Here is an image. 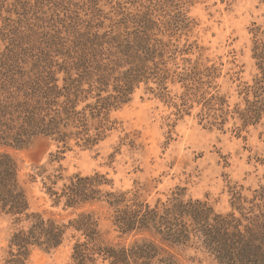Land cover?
Listing matches in <instances>:
<instances>
[{"label": "rangeland", "instance_id": "rangeland-1", "mask_svg": "<svg viewBox=\"0 0 264 264\" xmlns=\"http://www.w3.org/2000/svg\"><path fill=\"white\" fill-rule=\"evenodd\" d=\"M143 24L152 53L145 57V71L130 100L104 115L108 118L104 140L93 148L71 140L67 150L44 136L24 145H0V152L18 164L31 212L62 223L91 213L98 221L101 242L108 245H130L147 237L122 236L105 203L65 209L54 205L48 189L60 191L74 174L99 172L110 180L105 191H130L129 197L137 194L154 205L166 201L176 188H185L187 198L207 200L218 212L227 213L233 209V191L252 200L264 187V117L244 126L233 113L253 100L258 82L264 90V72L253 58V31L264 26V0H0V79L51 75L62 83L71 76L88 79L84 84L88 88L89 79L95 81L101 72L81 78L84 69L72 67L80 56L85 71L90 68V46L81 41L88 49L85 53L73 44L83 38L86 27L99 35L125 38ZM110 45H105L101 64L109 63L114 51ZM72 47L77 54L71 53ZM129 68H117L110 75L104 97L116 95L121 83L115 80ZM212 96L220 98L213 101L214 108L223 103L231 111L224 124L205 109V98ZM95 100L90 98L79 108ZM90 124L94 132L98 120ZM59 175L62 179H57ZM13 231L12 219L0 215V264L8 259ZM75 240L69 237L50 252L33 248L27 263L72 264ZM171 251L179 264H219L195 248Z\"/></svg>", "mask_w": 264, "mask_h": 264}, {"label": "trees", "instance_id": "trees-1", "mask_svg": "<svg viewBox=\"0 0 264 264\" xmlns=\"http://www.w3.org/2000/svg\"><path fill=\"white\" fill-rule=\"evenodd\" d=\"M48 2L59 3V0ZM144 24L136 26L129 33L131 36L127 34L125 38L99 35L86 27L84 34H80L83 38L79 37L73 44L76 48L82 47L85 53L88 49L81 41L90 46V68L85 71V61L80 56L72 67L84 69L79 73L81 78L88 73L92 76L94 71L101 72L96 73L95 81L89 79L88 88H84L88 79L71 76L62 79V83L51 75L50 79H0V145H24L44 136L67 150L71 140L85 148H93L104 140L108 122L104 115L130 100L133 86L145 71V57L152 53L149 40L143 36ZM253 33V58L264 72V26H258ZM108 43H111L110 52L114 51L110 53L109 63L101 64ZM71 53L77 54L78 50L72 47ZM91 65H96L94 70ZM124 66L130 68L116 78L121 83L115 88L116 95L104 97L105 82L117 68ZM259 84L254 88L253 100H246L245 108L237 107L233 111L244 126L258 124L264 117V90ZM90 98L96 99L95 102L79 108ZM219 100L217 96L205 98L204 105L209 114L214 112V119H221L224 124L231 111L224 109L223 103L219 109L214 108L213 101ZM91 120H98L94 132ZM57 179H62L61 175ZM108 184L110 180L105 174L78 173L60 191L49 188L48 193L54 205L62 204L65 209L105 203L112 209L113 225L122 236L146 234L147 238L130 245H108L101 242L98 221L91 213L82 212L68 223H62L31 212L17 162L0 152V215L10 217L14 225L6 264H28L33 248L50 252L61 247L69 237L76 239L72 264H179L171 251L175 247L201 250L219 264H264V187L255 191L252 200L233 191V209L221 213L207 200L187 198L185 188H176L166 201L158 200L151 205L141 201L137 194L129 197L130 191H105L103 186Z\"/></svg>", "mask_w": 264, "mask_h": 264}]
</instances>
